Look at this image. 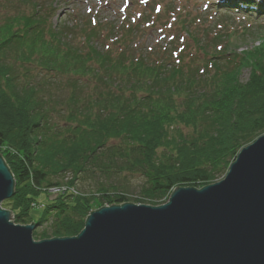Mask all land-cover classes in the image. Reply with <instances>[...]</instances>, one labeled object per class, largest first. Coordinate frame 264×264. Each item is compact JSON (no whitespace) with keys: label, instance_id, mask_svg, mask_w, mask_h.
<instances>
[{"label":"trees","instance_id":"1","mask_svg":"<svg viewBox=\"0 0 264 264\" xmlns=\"http://www.w3.org/2000/svg\"><path fill=\"white\" fill-rule=\"evenodd\" d=\"M35 5L0 13V147L15 181L1 206L15 201V224L29 223L40 189L80 181L97 182L102 205H161L178 184L216 182L264 134L263 47L174 61L167 47L135 46L129 21L53 26ZM126 175L141 178V198L127 195ZM91 198L59 194L38 219L52 237L77 234Z\"/></svg>","mask_w":264,"mask_h":264},{"label":"water","instance_id":"2","mask_svg":"<svg viewBox=\"0 0 264 264\" xmlns=\"http://www.w3.org/2000/svg\"><path fill=\"white\" fill-rule=\"evenodd\" d=\"M14 182L0 155V264H264V134L220 180L175 187L158 206L91 210L76 236L35 241V223L11 221L1 204Z\"/></svg>","mask_w":264,"mask_h":264},{"label":"rangeland","instance_id":"3","mask_svg":"<svg viewBox=\"0 0 264 264\" xmlns=\"http://www.w3.org/2000/svg\"><path fill=\"white\" fill-rule=\"evenodd\" d=\"M252 1H256V0H252ZM38 2L40 4V11L49 10L47 9V7L50 9L53 8L55 10L56 15L53 17L54 23L59 21L66 22L73 18H76L79 21L81 20L84 21L89 19L90 16L94 15L99 19L114 24L117 22L119 23L123 19L122 18L123 16H127V17L129 16L132 22L137 23V28L135 29L133 35L134 40L137 41L135 46L145 49H151L154 46L158 49H163V46L161 45L165 41H167L169 37L161 34L159 27L163 25L164 21L166 22L170 21L171 16H175L176 18V24L174 25V29L175 31H178V34L190 33L193 30V28L204 30V28H206L205 26L209 24L208 22H211L208 28L210 27L214 28L215 32L217 33L222 32L223 36L225 35L224 32H226L228 26L229 29L232 27L233 29H236V33L238 34V36L233 40L231 35L230 36L231 40H228V43L232 41L236 47L237 46L245 47L253 44L254 45L253 47L264 48V29H257L258 25H264V12H262V14L259 15H254L249 13L247 14L246 12L249 19L244 20L241 18L242 15L241 12L239 11L238 12L233 11L234 13H230L229 11H224V12L221 11L222 13L218 12L215 15V18L212 19L211 17L209 18L207 15L210 12H213L212 11L214 10L213 8H216L217 3L215 1H214V6H215L214 7L210 4L208 5L205 4L204 3L205 0H45V1L44 0H0V5H1L0 13L5 12V13L16 14V12L18 11L17 9L19 7L21 9H24V11L34 8V12H37L39 10V6L35 4ZM206 6L207 8L205 10L204 8ZM225 20L231 22V25L228 26L224 25V27L220 30L219 24H221V22H224ZM24 22L25 21L23 20V23ZM43 23L44 21L39 24L42 25ZM12 24L18 25V21L14 20ZM242 26L246 27L244 33L243 32L241 33L240 31L242 30L240 29V27ZM229 29L227 32H229ZM165 32L169 34L170 32H172V30L165 29ZM227 32L226 34H228ZM201 33L202 31L199 33L196 32V36H200ZM208 38L211 37H208L206 35L204 41L208 40ZM167 42H169V40ZM219 42H223V41H219ZM210 44L215 46L213 40H211L208 43L211 51H213L214 50L213 46ZM37 48L45 49V47L42 45H38ZM41 49L38 50L39 53L42 52ZM191 52L196 54L198 53V50L196 49V52H194V49L191 48ZM250 67L251 66L249 65L241 69L242 80H246L248 78V75L250 73V69H249ZM81 72H85V71H81ZM164 125L166 126L165 121H164ZM6 150L7 148L5 145L0 147V155L3 157L5 162H6L5 160ZM224 175L221 178H223ZM69 177L70 174H66L60 183H65ZM221 178H219L218 180H220ZM125 179L126 181L129 182L130 185L129 192L127 195L130 198H141L140 194H138V189L136 187V185L139 184V182L141 181V178L138 175H134V176L126 175ZM89 183H90L89 187L87 186V182L80 181V182H76V184L75 183L59 184L57 186L60 187L53 186L52 188L54 187L61 188L62 186H65L67 187L68 190L66 191L69 192L72 196L80 195L81 191L84 192L87 191V193H89V195L92 197L89 203L90 211L98 209L102 206H108L107 204L102 205L99 199L100 194L94 192L93 187L97 182H89ZM178 186L201 188L205 185L202 184L194 185L187 183V184H178L177 187ZM52 188H48L44 190L40 189V192L38 191L39 193L37 194L38 196L37 195L34 196L35 199L32 198L29 202L30 203L29 206L31 207L30 209L31 219H29L28 224H30L31 222L36 224L35 229L33 230L32 233L33 239L35 241L52 238L51 232L49 230L51 221L50 220L40 221L38 219L42 213V208L44 207V205L50 201L55 200V198L59 196V194H54L56 190ZM141 200H145V199H141ZM14 202L15 201L13 202L11 201L9 205L1 206V208L3 207L4 209L12 212L13 215L11 217V221H13V217H15L18 214L17 212H20V210L16 208ZM141 203L146 204V202L144 201H142ZM44 230H46V235L40 237L39 234H41ZM77 234L70 236H76Z\"/></svg>","mask_w":264,"mask_h":264},{"label":"built area","instance_id":"4","mask_svg":"<svg viewBox=\"0 0 264 264\" xmlns=\"http://www.w3.org/2000/svg\"><path fill=\"white\" fill-rule=\"evenodd\" d=\"M57 187H60V186H57ZM57 187H54V188L50 187V188L56 190L54 194L64 193V192L67 190V187H65V186H62V187H61L62 189H61V188H57ZM67 191H68V190H67ZM67 191H66V192H67Z\"/></svg>","mask_w":264,"mask_h":264},{"label":"bare ground","instance_id":"5","mask_svg":"<svg viewBox=\"0 0 264 264\" xmlns=\"http://www.w3.org/2000/svg\"><path fill=\"white\" fill-rule=\"evenodd\" d=\"M135 204H144V203H135ZM86 219V218H85Z\"/></svg>","mask_w":264,"mask_h":264}]
</instances>
